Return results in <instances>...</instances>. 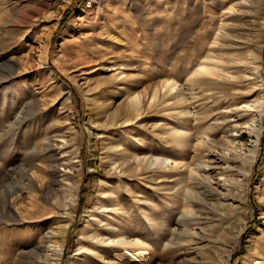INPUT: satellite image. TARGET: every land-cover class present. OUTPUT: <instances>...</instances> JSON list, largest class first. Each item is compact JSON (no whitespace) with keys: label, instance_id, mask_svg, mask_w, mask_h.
Masks as SVG:
<instances>
[{"label":"rangeland","instance_id":"obj_1","mask_svg":"<svg viewBox=\"0 0 264 264\" xmlns=\"http://www.w3.org/2000/svg\"><path fill=\"white\" fill-rule=\"evenodd\" d=\"M117 1L120 3L113 7ZM171 1L151 0L140 9L145 15L141 17V13L130 9L128 3L122 6L121 0H0V63H9V67L0 71L4 77L0 78V256L6 255L8 264L14 263V251L27 256L29 249L42 247L40 241L47 230L44 221L52 222L53 226L65 223L60 215L47 213L45 207L52 200L41 188L49 180L46 173L51 165L57 176L54 192L57 193L65 183L63 177L69 173L70 164L66 161L69 154L65 152L64 138L69 139L73 133L81 178L60 264H218L224 253V237L235 231L240 234L229 264H264V115L258 154L247 179L243 212L240 209L222 229L213 232L215 243H209L212 251L205 258L198 252V245L191 242L186 244L191 246L188 253L187 249L176 251L170 261L160 257L161 251L166 249L162 246L166 243L163 238H157L155 231L147 233L148 228L143 225L145 211L158 218L175 219V211L169 207L174 206L172 198L178 199L179 203L185 201L187 194L183 190L182 177L187 174V169L180 165L175 167L174 159L179 161L185 157L189 161L193 156V166L199 165L193 175H204L214 187L217 186L223 179L219 173L225 167L217 157L223 148L221 143L229 139V132L214 126L209 135L203 136V144L195 146L196 141L192 140V149L183 152L176 148L167 132L182 124L180 127L188 129L193 137L201 127L222 122L224 113L216 108L212 97L205 98L209 96L208 92L185 106L188 112L184 114V105L175 106L172 96L161 90L154 101L147 96L144 98L140 114L132 121L115 126L103 123L101 104H108L112 111L124 100L128 87L146 92L159 84L162 77L179 75V80L184 83L197 61L187 64L188 54L194 53L196 58L205 52V47L199 49V39L203 32L211 30L209 24L217 21L221 9L215 7L211 21L203 11L207 0H186L182 11L184 18L187 17L184 22L190 20L186 26L192 36L188 38L192 47L188 44L177 47L174 42L176 10ZM191 12L193 17L190 19ZM261 16L264 17V12ZM107 29L123 41H117L118 44L125 46H119L116 40L108 43L111 41L105 39ZM178 57H181L179 64L176 62ZM261 66L264 83V41ZM119 70L124 73L117 75ZM199 91L194 87V92ZM68 93L69 99H66ZM29 99L37 102L36 110L29 112L20 124H14ZM211 106L214 110L207 123L195 116L209 111ZM210 146L214 150L209 149ZM107 147L112 148L110 153L106 151ZM124 151L131 156L138 155L137 160L126 158L132 169L137 165L135 173L121 175L126 177V197L114 205L115 212L106 209L107 213L99 214L94 210V204L99 197L101 179L107 175V156L114 152L118 156L113 157L120 158ZM51 159L57 162H49ZM156 159L157 162H153ZM119 163L117 161L116 165ZM145 165H150L148 170H144ZM20 166L29 168L28 174L36 188L23 189L5 202L2 191L10 192V187L21 178ZM218 190L229 193L223 186ZM15 196L16 200L12 202ZM230 199L220 198L219 202L231 204ZM7 204L18 221L4 218V205ZM124 206L126 215L121 211ZM92 213L99 214L100 220L93 218ZM89 220L91 226H86ZM114 223L129 233L149 237L150 246L116 247L105 235L110 233ZM89 229L98 233V237H87ZM199 231L203 232L199 225H194L192 234L195 238ZM79 243L85 246L78 249ZM170 247L167 249H172ZM100 249H106V252L102 253ZM27 263L43 264L31 256ZM53 263L51 259L45 262Z\"/></svg>","mask_w":264,"mask_h":264},{"label":"bare ground","instance_id":"obj_2","mask_svg":"<svg viewBox=\"0 0 264 264\" xmlns=\"http://www.w3.org/2000/svg\"><path fill=\"white\" fill-rule=\"evenodd\" d=\"M143 1L145 3L144 5L142 4ZM150 1L151 0H121V3H123L122 6L128 3L130 9L139 11L141 13L139 16L141 15L142 17L144 14H142V10L140 9L146 7ZM185 1L186 0H183V2H180V0L171 1L173 10H176L174 42L177 47H181L183 44H188L189 48H191L192 41L188 40V38L192 36L188 31L189 27L186 26L189 25L190 20L187 21V23L184 22V19L187 20V17L184 18V10L182 11V5ZM207 1L208 3L204 5L203 11L207 13L211 21L215 16V7L221 9V12L216 16L217 21L215 23L213 22V24H211L208 21V23H210L209 25L212 27L211 30L209 29L208 31L203 32L204 34L202 37L200 36V41L198 40L200 42L199 49L205 47V52H201L196 58L193 57L196 54H188L187 64L192 63L195 59L197 61L195 60V67L192 69L184 83L179 80V75L171 78L162 77L159 84L151 86L146 92H137L133 88L128 87L126 94L124 93V100H122L112 111L108 104H101L99 107L100 112L104 117V125L115 126L117 124H125L126 122L135 119L140 114L144 98L147 96V99L150 97L151 101H154L161 90L167 95L172 96L175 106L183 104V107L193 104L194 98L204 96V93L209 92V96H205V98L212 97L216 108L222 109L221 113H224L222 122L212 125L208 124L205 127H201L194 133L193 137L190 135L188 129L184 126L185 129L180 127L182 124L180 126H173L170 131L167 132L173 143L176 145V148L180 149L182 152L189 148L192 149V140L196 141L194 144L195 146H198L199 143L203 144V136L209 135V131L214 126H217L218 129L226 128L225 132H229V139L223 144L221 143L223 148L219 150L220 153L217 157V159L225 165L224 170L219 173L223 179L222 181L217 182V186L214 187L212 183H210L209 178L204 175H200L201 177H195L193 175L197 172L196 167L199 166L198 164L193 166V163L195 162L193 156L191 157V160L194 159L193 162L191 160L186 161L185 157H181V160L179 161L174 159L173 162L176 163L175 167L176 165H180L187 169V174L182 177V182H184L183 190L185 189L187 194L184 198L185 201L179 203L178 199L176 200V198H172L174 206L169 207L175 211V219L173 217L167 219L164 217L158 218L157 216L152 215L150 211H145L146 222H144L143 225H146L148 228L147 233L155 231L157 238H163V241L166 242L162 245L163 248L166 249L161 251L160 257L163 256L167 261H170V258L174 256L176 251L187 249L186 251L188 253V248L191 249V246H186V244H191V242L198 245V247H196L199 250L198 252L202 253L204 256L203 258H205L206 254L212 251L209 243H215V240L212 238L213 232H215V230L217 231V229H222L224 227L223 224L234 214L240 212V209H242L243 212L247 179L256 161L260 145V137L263 130L264 83L261 74V59L264 41V17L261 15L264 12V0ZM117 3H120V1L115 2L113 7H115ZM231 13L233 14L229 16ZM225 14L229 17H224ZM188 16L191 19L193 17V12L189 13ZM110 22H112V20H110ZM113 24L115 26L117 25L116 23ZM120 26L119 28H121ZM112 29L116 30L115 28ZM138 30L142 32V27H139ZM105 34V39L111 41L108 43H113L114 40H116V42L122 41L119 37L114 36V34L108 29ZM103 40L104 39L101 41ZM114 45H116V43ZM120 45L122 46L123 44ZM180 61L181 57H178L176 62L181 63ZM8 64L9 63L5 62L2 65L1 62L0 71L1 69L3 70L4 68L9 67ZM122 73L124 72L119 70L117 75ZM0 78H4L1 73ZM219 78H221V81L218 80ZM183 86L186 87L184 88ZM194 87L200 89V91L194 92ZM185 91L187 92L185 93ZM66 99H69V93L67 94ZM36 106L37 102L33 101V99H29L25 106H22L19 113L20 115L16 116L14 124H20L25 117L30 115L29 112L36 110ZM209 109V111L196 114L195 116H199L201 120L206 122L208 116L214 110V107L211 106ZM187 112V108H183L182 113L185 114ZM74 140V133L71 134L69 139L64 138V146L66 147L65 152L69 154L66 161L70 164L68 170L69 173L64 174L65 177H63L65 183L61 184L59 189H57V193L54 192L57 176L54 167L51 165L47 167L46 173L47 176H49V180L44 183L45 187L43 186V188H41V191L49 198V200H52L50 205L47 203L45 207L47 213L49 212L52 215H60L61 218L65 220V223L53 226L52 222L44 221L43 224L47 230H44L43 240L42 242L40 241V243H43L42 247L39 248L37 246L38 248L34 247L31 250L29 249L27 256L18 253V251H14L13 256L16 258L14 259L13 264H25L27 263L29 256L35 260L38 259L43 264H45L48 259L53 260V264L61 263L60 260L66 242L67 228L74 216L80 188V159ZM209 149L214 150L211 146ZM111 150L112 148L110 147L106 148V151H109V153ZM118 151L121 152V150ZM113 155L116 154L113 152L107 156V175H105L106 178L101 179L98 189L99 197L94 204V210L99 214L107 213L106 209L114 212L116 211L114 205L118 200L120 201L122 198L126 197V177L124 176L125 178H123L121 175H124L125 173L131 175L136 171L137 165L132 169L128 164L129 160L126 161L127 157L137 160L136 157L138 155L136 153L131 156V154L129 155L124 151V154L120 156V158L115 157L116 159ZM140 160L141 159H139V161ZM157 160L158 159L153 162H157ZM117 161H120L118 165H116ZM49 162L55 163L57 161L51 159ZM137 164H139V162ZM20 167L22 172L21 178L15 182L13 187H10V192L5 190L2 191L5 202L9 196L16 194L23 189L36 188V185L28 174L29 168L25 169L23 166ZM149 167L150 165H145L144 170H148ZM140 172H142V168L140 169ZM188 183L189 185L191 184V186H187ZM219 183H221V185ZM219 186L225 187V190L229 191V193L225 194L223 191L218 190ZM16 196L12 198V202L16 200ZM225 197H227V199L231 198L230 200L236 204L219 202L220 198ZM138 199L142 200V198ZM146 200L147 199L145 198L144 201L147 202ZM150 206H148L149 209ZM4 207V218L8 221H18L17 216L8 207V204L4 205ZM121 211L122 214L126 215L127 212L125 206L121 208ZM99 214L92 213L91 216L99 219ZM100 222L101 221H99V223ZM89 223L90 220L86 223V226ZM89 225L91 226V224ZM194 225H199L203 230V232H197L196 238L192 234ZM109 232L110 233L105 234L106 239L111 240L116 247L127 248L135 246H150L148 241L149 237L145 238V236L141 237L129 233L124 230V227L121 225L117 226L115 223L112 224V228H110ZM87 233V237L90 239L98 237V233L94 232L93 229ZM239 234L240 231H235L232 235L224 237V253L221 255L218 264H229ZM160 235L163 236L161 237ZM79 246L78 249L83 248L85 245L79 243ZM169 247L172 249H167ZM111 249L112 248H110V250ZM100 250L102 253L106 252V249ZM257 253L261 254V251L258 250ZM5 256L6 255L0 256V264H8ZM76 264H81V262Z\"/></svg>","mask_w":264,"mask_h":264}]
</instances>
